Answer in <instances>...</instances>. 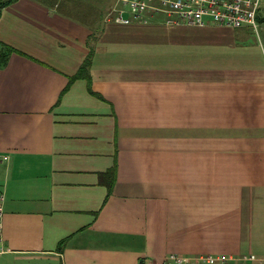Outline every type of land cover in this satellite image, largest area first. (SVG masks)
<instances>
[{"label": "crops", "instance_id": "crops-1", "mask_svg": "<svg viewBox=\"0 0 264 264\" xmlns=\"http://www.w3.org/2000/svg\"><path fill=\"white\" fill-rule=\"evenodd\" d=\"M65 3L0 11V264L264 256V29Z\"/></svg>", "mask_w": 264, "mask_h": 264}, {"label": "built area", "instance_id": "built-area-1", "mask_svg": "<svg viewBox=\"0 0 264 264\" xmlns=\"http://www.w3.org/2000/svg\"><path fill=\"white\" fill-rule=\"evenodd\" d=\"M110 14L113 22L121 25L146 24L150 17L159 15L167 27H201L211 23L230 28L249 26L256 30L257 20L264 18V0H114ZM6 159L7 155L0 152V166ZM1 250L0 247V253ZM142 264H264V256L200 254L189 257L168 253L159 261Z\"/></svg>", "mask_w": 264, "mask_h": 264}, {"label": "trees", "instance_id": "trees-1", "mask_svg": "<svg viewBox=\"0 0 264 264\" xmlns=\"http://www.w3.org/2000/svg\"><path fill=\"white\" fill-rule=\"evenodd\" d=\"M12 1H14V0H0V11L4 6L11 3ZM36 1H38L41 4L46 5V6H53V5H57L58 0H36ZM13 50L14 49H12L11 47L0 42V67H2L6 63L8 56L11 54V52H13ZM88 64H89L88 57H86L81 62L76 73L74 75H72L71 77H69V80H72L74 78H79V77H82V78L87 80L88 76H87V73L85 72V70H86V67ZM107 173H111V171H107ZM107 189H109V187Z\"/></svg>", "mask_w": 264, "mask_h": 264}, {"label": "rangeland", "instance_id": "rangeland-1", "mask_svg": "<svg viewBox=\"0 0 264 264\" xmlns=\"http://www.w3.org/2000/svg\"><path fill=\"white\" fill-rule=\"evenodd\" d=\"M81 2H84V0H67L68 4L67 3H65V5L62 4V5L59 6V8H62V9L66 8L68 10H70V8L71 9H74V8L81 9V8H83V5H82ZM108 2L112 3V2H114V0H108ZM92 5L95 7V4H92ZM76 14L82 15L80 12H77ZM262 17H264V16H262ZM244 27L245 28H250L249 26H244ZM261 28L264 29V18L261 21L257 20V29H261ZM146 49H147V52L150 51V52H154V53H163V54H167L168 51L169 52L172 51V49L167 48V46H151V45H148L146 47ZM0 224H1V217H0ZM244 245L248 246L247 244H244ZM0 247L2 248L1 227H0ZM1 251L3 252V248H2ZM225 256H227V255H225Z\"/></svg>", "mask_w": 264, "mask_h": 264}]
</instances>
